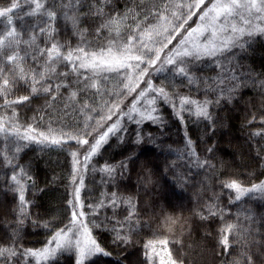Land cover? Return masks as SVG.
<instances>
[{
  "label": "snow or ice",
  "instance_id": "1",
  "mask_svg": "<svg viewBox=\"0 0 264 264\" xmlns=\"http://www.w3.org/2000/svg\"><path fill=\"white\" fill-rule=\"evenodd\" d=\"M257 41L264 0L0 3V264H264V211L244 206L264 200V72L244 63ZM234 113L254 182L224 158ZM170 120L183 143L167 147L164 172L194 191L166 211L144 198L159 181L143 145L163 150L145 128L163 135ZM32 145L70 158L55 210L36 202L57 178L40 187L23 161ZM29 224L50 233L40 247L22 242ZM146 228L144 259H132Z\"/></svg>",
  "mask_w": 264,
  "mask_h": 264
},
{
  "label": "trees",
  "instance_id": "2",
  "mask_svg": "<svg viewBox=\"0 0 264 264\" xmlns=\"http://www.w3.org/2000/svg\"><path fill=\"white\" fill-rule=\"evenodd\" d=\"M5 2H7V0H0V3ZM254 47V54H252L250 58L246 59L244 63L250 65L255 70L254 74H259L261 72H264V41H257ZM156 82L159 83V80H157ZM244 92L246 98L255 95V91L251 88L245 89ZM240 125L241 118L234 113L231 120V128L228 130V135H230V137L233 139V145L235 147L227 149L224 158L226 160H232L233 153H235L234 163L231 165V167L241 174L240 178L242 180H244L246 183H250L254 182V178L250 179L247 173L252 171V169L246 167V158L242 161L240 157L241 152L247 153L248 151V145L245 143V132L241 131ZM192 126L195 127L194 125ZM149 131L153 132L156 135L158 144H163V150L160 148H156L153 144L143 145L144 155L151 156L158 165L157 179L159 181L156 187L152 189L144 198L146 200L152 198L153 200H155L158 206H164L166 211L171 210L169 205H179L181 203L187 205L189 201L192 200V193L194 189L188 188L186 190H182L173 182L172 174L164 172L165 160L167 159L168 161H171L175 159L174 156L166 155L167 147L169 145H171L173 148L182 147V126H178V122L174 123L172 120H170L169 127L166 131H164L163 135L160 133V131L157 130L155 126L150 124L145 128V133ZM193 138L195 139V136H193ZM221 147L223 148L224 145L222 144ZM22 155L23 161H32L33 168L38 173V181L40 187H45V183L52 180L54 176L57 178L55 183L48 185L47 191L38 194L39 199L36 202L41 205L40 210H55L62 206L64 203L63 198L65 196V184L68 183L66 178L67 172L70 169V158L67 162L65 161L67 153H60L55 149L51 151L41 152L36 145H32L28 149H25ZM118 158L119 157H117V159ZM102 162L103 161L101 160V163ZM223 171V169L218 168V173H222ZM0 179H2V177H0ZM89 179H91V177H89ZM99 179V176H97V185H99ZM89 187L91 188L92 185L89 184ZM99 190H102V186H100ZM98 194V191L87 192L88 196H96ZM28 197L30 199L32 198L31 192L28 193ZM223 203H227L226 194L224 195ZM244 206L255 208L258 211H264V200H262L260 198V195L257 193L249 197ZM32 211L35 212L37 211V209L33 208ZM236 211L237 209L233 207L232 213L235 214ZM2 226L3 225H0V227ZM155 227L156 225L153 224V229ZM151 232L152 229L146 228L136 238L137 243L135 249H130V251L133 252L132 259H144L143 244L152 238ZM47 235H50V233L44 231L43 229H34L31 224H29L26 227L25 232L22 234V242L26 247H40L41 243L39 242H44ZM108 239H110V237H108ZM194 239L198 240V236L194 237ZM190 242L191 241L189 239L185 238V247H187L188 243ZM174 250L176 255H181L183 254L185 249H182L177 245ZM101 264H112V261L110 258H102Z\"/></svg>",
  "mask_w": 264,
  "mask_h": 264
},
{
  "label": "rangeland",
  "instance_id": "3",
  "mask_svg": "<svg viewBox=\"0 0 264 264\" xmlns=\"http://www.w3.org/2000/svg\"><path fill=\"white\" fill-rule=\"evenodd\" d=\"M130 102V101H129Z\"/></svg>",
  "mask_w": 264,
  "mask_h": 264
}]
</instances>
